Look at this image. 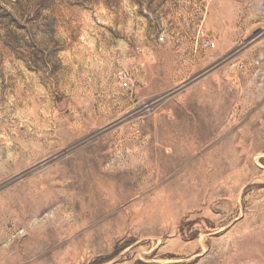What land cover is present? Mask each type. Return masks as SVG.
<instances>
[{
	"label": "rangeland",
	"instance_id": "1",
	"mask_svg": "<svg viewBox=\"0 0 264 264\" xmlns=\"http://www.w3.org/2000/svg\"><path fill=\"white\" fill-rule=\"evenodd\" d=\"M0 264H264V0H0Z\"/></svg>",
	"mask_w": 264,
	"mask_h": 264
},
{
	"label": "built area",
	"instance_id": "2",
	"mask_svg": "<svg viewBox=\"0 0 264 264\" xmlns=\"http://www.w3.org/2000/svg\"><path fill=\"white\" fill-rule=\"evenodd\" d=\"M127 76L128 75L125 72H123V71L119 72L120 81L126 87L128 86V77Z\"/></svg>",
	"mask_w": 264,
	"mask_h": 264
}]
</instances>
